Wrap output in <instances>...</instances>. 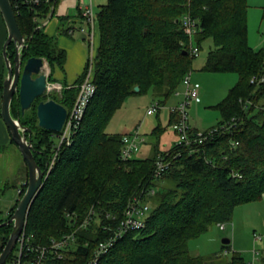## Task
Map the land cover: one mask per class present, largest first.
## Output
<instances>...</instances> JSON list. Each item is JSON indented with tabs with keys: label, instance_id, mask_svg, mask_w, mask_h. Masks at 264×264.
<instances>
[{
	"label": "trees",
	"instance_id": "obj_1",
	"mask_svg": "<svg viewBox=\"0 0 264 264\" xmlns=\"http://www.w3.org/2000/svg\"><path fill=\"white\" fill-rule=\"evenodd\" d=\"M57 2L51 0L54 9ZM10 3L25 39L22 64L30 58L44 60L50 69L49 81L61 85L59 94L51 93L36 103L52 99L70 112L89 61L86 53L82 73L67 84L63 76L66 52L54 36L69 37L68 18L59 17L55 33L49 36L47 26L38 23L52 18L49 4L33 11ZM247 12V0H107L95 14V91L69 144L59 145L60 133L38 127L35 106L21 115L17 96L13 98L11 114L30 128L34 160L46 169L43 185L29 208L24 234L33 246H46L77 229L71 250L62 259L50 258L46 264H87L98 244L113 235L134 196L151 206L144 227L117 238L98 264H246L236 253L225 262H217L218 255L191 256L188 241L211 226L231 221L236 207L260 201L264 195V79L250 83L263 74L264 53L248 45ZM186 16L194 22L192 44L198 51L205 41L212 42L201 70L233 73L237 81L213 106L220 118L202 132L215 129L206 141L162 151L158 137L163 129L157 127L151 133L156 141L152 156L124 161L120 158L122 139L130 134H107L105 128L123 102L135 95L151 92L159 108L155 112H159L183 78L191 74L195 56L190 55V40L182 26ZM0 19L5 31L0 45L1 100L6 73L1 49L7 33L1 15ZM14 55L10 44L7 58L11 63ZM55 70L62 79L54 77ZM177 116L170 114V127ZM196 132L191 128L190 137ZM158 156L165 157L170 166L155 179ZM24 180L18 200L27 186V169ZM163 183L172 187L156 191ZM152 190L154 195H150ZM18 200L5 217L0 213V224L11 217ZM88 215V224L78 227ZM11 230L12 225L0 227V253ZM16 251L17 246L6 264Z\"/></svg>",
	"mask_w": 264,
	"mask_h": 264
},
{
	"label": "rangeland",
	"instance_id": "obj_2",
	"mask_svg": "<svg viewBox=\"0 0 264 264\" xmlns=\"http://www.w3.org/2000/svg\"><path fill=\"white\" fill-rule=\"evenodd\" d=\"M260 1L262 0H249L247 3V41L249 47L262 50L264 53V5H261ZM105 3H102V0H92L94 14ZM59 4H61L60 0L57 3L58 7ZM255 4L257 8L251 7ZM38 23L43 24L44 21L39 20ZM52 26L53 21L47 25L46 31ZM54 37L57 45L62 46L61 48L73 45L75 50L80 48L77 44L82 45L86 55L87 45L80 41L78 32H75L70 39L64 35H55ZM3 38L0 40V45ZM66 39H68L67 42ZM212 47L210 40L205 41L191 68V82L198 88L199 103L190 102L186 113L188 125L191 128H196L199 132L208 131L218 122L220 116L213 106L226 96L228 90L237 81V76L233 73H205L201 70L207 53ZM43 73L47 76L48 86L45 96L48 97L51 93L59 94L61 87L59 88L55 82L48 79L50 69L47 63L43 68ZM183 90L184 87L180 84L176 92L162 105L161 110L150 116L146 114L147 111L157 105L151 92L127 98L107 124L105 133L123 135L137 132L144 137V143L140 146L135 157L145 159L152 156L156 141L151 133L159 127L163 131L158 137V148L162 151L168 150L173 146L174 140L172 129L168 124L170 117L168 109L181 102ZM46 100L48 99L43 98L41 101ZM0 130V213L5 217L7 211L18 200V189L25 182L26 169L19 151L11 143L10 136L1 119ZM166 187L169 188L172 185L163 183L158 186L156 191ZM261 221L264 222V200L257 201L255 204L238 206L233 211L231 221L222 223L225 227L223 231L219 230L216 224L198 238L189 240V254L205 258L218 255L219 258L215 260L225 262L236 253L244 258L246 264H261V258L264 257V224L261 225ZM253 230L255 233H252ZM253 234L258 235L261 241L254 244ZM223 239L230 240V243L223 247Z\"/></svg>",
	"mask_w": 264,
	"mask_h": 264
},
{
	"label": "built area",
	"instance_id": "obj_3",
	"mask_svg": "<svg viewBox=\"0 0 264 264\" xmlns=\"http://www.w3.org/2000/svg\"><path fill=\"white\" fill-rule=\"evenodd\" d=\"M14 3L17 7L19 4L28 6L31 10H35L39 8L43 4H49V18L51 14L54 12V7L51 6V0H9ZM11 4V3H10ZM78 10L81 17V23L77 29H73L70 26L67 27V34L72 36L74 32H79L85 35V41L87 45V55L89 65L87 71L82 79L78 87V94L76 96L75 102L73 104L70 112H67V118L63 125L62 130L59 132L58 140L59 145L62 142L67 144L70 143L71 136L77 130L84 112L87 108V105L92 98L95 87L93 85V58H94V50H95V40L97 37V22L95 18V14L92 9V0H79ZM49 24V19L44 21V25ZM183 30L188 36L190 40L189 51L190 55L197 56L198 49L192 44V38L195 33V25L190 17L186 16L182 19ZM264 79V71L263 74L259 78L253 77L250 80V83H259ZM56 85L60 88L61 85L56 83ZM182 85L184 87L182 93V100L176 106L169 108V113L177 114V121L171 127L176 141L174 143L175 146H188L190 147L192 144L199 143L201 144L203 141L208 139V136L215 132V129L207 132L206 134L202 132H196L194 134V138L190 137L191 127L188 125L187 121V113L186 109L190 102H196L198 100V88L196 85L191 82V74L188 73L182 81ZM158 107L153 108L152 110L147 111V115H151L153 112L158 110ZM122 148L120 151V158L122 160H128L133 158L138 152L140 146L144 143V140L140 137V135L135 132L128 136L123 137L122 139ZM170 166V162L166 160L165 157L158 156V159L155 163L154 170V178L158 179L162 176V174L167 171ZM20 190L18 189V194ZM155 190L150 191V195H154ZM151 206L148 202H145L141 197L134 196L132 197L125 207L123 212V219L120 224L113 231V235L101 241L98 246L93 250L91 259L87 262V264H98L100 258L107 254L109 249L113 246L114 242L117 238L122 237L125 233L133 230H139L144 227L146 219L150 213ZM90 220V216L82 222L78 227L84 228ZM217 227L219 230H224V225L222 223H218ZM25 229V227H24ZM24 229L17 238L15 246H17V251L15 257L9 264H46V261L50 258L62 259L66 252L71 250L73 245H75L76 238L75 233L77 229H73L72 231L62 234L58 239H52L46 246H33L30 243V238H27L24 234ZM254 242H257L260 237L256 234H253ZM253 264V263H252Z\"/></svg>",
	"mask_w": 264,
	"mask_h": 264
},
{
	"label": "water",
	"instance_id": "obj_4",
	"mask_svg": "<svg viewBox=\"0 0 264 264\" xmlns=\"http://www.w3.org/2000/svg\"><path fill=\"white\" fill-rule=\"evenodd\" d=\"M0 15L7 33L1 49L6 73L1 90L0 118L27 169L25 192L18 200L11 217L0 224V227L12 225L9 238L0 253V264H6L17 238L25 227L29 208L43 185L46 173V169L42 170L34 160L30 140L31 130L29 127L22 126L19 119L12 116L11 102L17 96L21 115L35 106L38 127L54 133H59L62 130L67 118V111L52 99L36 103L48 91L47 76L43 73L46 62L40 58H30L25 64H22L21 51L25 47V39L19 31L9 0H0ZM80 39L84 40L85 35H81ZM10 44L14 46L15 51L13 63L7 58V48ZM134 91H138V87H135ZM229 243L228 239L222 240L223 245Z\"/></svg>",
	"mask_w": 264,
	"mask_h": 264
},
{
	"label": "crops",
	"instance_id": "obj_5",
	"mask_svg": "<svg viewBox=\"0 0 264 264\" xmlns=\"http://www.w3.org/2000/svg\"><path fill=\"white\" fill-rule=\"evenodd\" d=\"M60 1H61V4H59L60 6L58 7V5H56L54 12L52 14V18L49 19V23H51L53 21V26L48 31H46V29H45L46 34H48L49 36H52L55 33V29L57 26V19L59 17L68 18V21H67L68 26H70L73 29H77L81 23V17H80V13L78 10L79 0H60ZM58 2H59V0H58ZM105 2H107V0L106 1L102 0V3H105ZM248 2H249V0H247V3ZM259 3L261 5H264V0L260 1ZM251 7L257 8L256 4H255V6H251ZM43 25H44V23H43ZM4 34H5V31H4V28H3V25H2V22L0 19V40L3 38ZM78 35L81 37V35H83V34L78 32ZM67 38L70 39L71 36H69ZM68 39H66V42ZM80 41L82 43H86L85 39L84 40L80 39ZM77 46H79L80 48L75 49V50H74L73 45L63 47V49L66 52V60L64 63V75L63 76L65 78L66 83L69 85L72 84L77 79V77L82 73L84 65H85V61H86V55H85L84 47L80 44L79 45L77 44ZM63 76L61 75V73L59 71H57V70L54 71V77L56 79L60 80L63 78ZM194 103L195 104L199 103V97H198V100ZM0 132H1V130H0ZM173 136H174V140H173V145H174V143L176 141V137H175L174 133H173ZM261 200L262 201L264 200V195H263ZM252 204H255V203H252ZM260 224L263 225L264 222L261 221ZM249 226H251V225H249ZM251 229H254V228H251ZM252 233H255V230H253ZM259 241H261V240H259ZM253 242H254V239H253ZM255 243L256 242H254V244Z\"/></svg>",
	"mask_w": 264,
	"mask_h": 264
}]
</instances>
